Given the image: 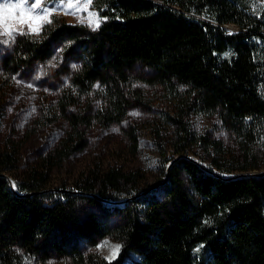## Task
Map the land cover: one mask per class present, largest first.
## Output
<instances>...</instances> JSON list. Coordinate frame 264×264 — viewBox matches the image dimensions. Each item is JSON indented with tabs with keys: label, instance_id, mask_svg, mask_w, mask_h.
<instances>
[{
	"label": "trees",
	"instance_id": "trees-1",
	"mask_svg": "<svg viewBox=\"0 0 264 264\" xmlns=\"http://www.w3.org/2000/svg\"><path fill=\"white\" fill-rule=\"evenodd\" d=\"M259 1L254 12L250 0H92L102 19L95 30L53 14L38 33L13 39L0 59V92L22 75L55 81L67 132L47 170L15 186L7 173L17 170L19 148L0 150V264H264V172L253 173L264 164ZM140 65L150 82L185 89L186 114L217 115L237 153L229 158L220 141L199 137L216 157L184 154L198 139L182 124L186 143L148 191L137 189L139 172L119 168L91 171L73 189L47 188L51 169L86 147L89 128L122 123L139 102ZM85 203H113L107 215L118 213L121 224ZM108 236L122 245L116 260L87 252Z\"/></svg>",
	"mask_w": 264,
	"mask_h": 264
},
{
	"label": "rangeland",
	"instance_id": "rangeland-1",
	"mask_svg": "<svg viewBox=\"0 0 264 264\" xmlns=\"http://www.w3.org/2000/svg\"><path fill=\"white\" fill-rule=\"evenodd\" d=\"M10 2L15 3L16 0ZM250 3L252 10L258 12L262 1L250 0ZM64 4L68 14L64 10H58L51 16L56 14L69 23H84L95 28L97 17L90 16V13L98 12L92 7V0L91 3L88 0H64ZM69 4L72 6L68 7ZM44 6L53 5L49 0H42L41 5L34 11H39ZM22 10L6 8L5 15H19ZM51 16L46 17V20ZM98 18L101 24L99 14ZM7 25V28L0 29L4 32L0 35V59L5 48L13 42V36L15 38L20 32L37 33L30 32L26 24L15 20H7ZM229 28L236 29L234 26ZM152 76L151 70L144 66L140 65L134 70L133 89L139 96V102L129 110L122 123L109 127L94 125L89 128L86 147L51 169L47 188L73 189L91 171L105 172L119 168L125 172H139L142 178L137 189L148 191L165 179L166 166L172 157L177 156L176 150L186 143L182 139L185 136L182 124L198 139V143L186 144L184 154L196 160L203 159L205 163H209V157H216L215 151L206 149L199 137L220 141L229 158L237 153L233 134L217 115L186 114L187 110L184 109L180 95L185 89L179 88L175 92L169 87L150 82ZM29 84L32 87H28ZM56 86L55 81L22 75L6 86L4 92H0V109L3 107L4 114L0 128V150L6 147L12 150L19 148L17 170L7 173L12 185L32 169L47 170L43 166L44 161H52L50 157L54 156L55 149L67 132L66 122L58 117L59 114L54 108L59 93ZM258 172H264V164L260 170L253 171ZM82 205L86 211L107 218L112 227H117L122 222L118 213L107 215L106 209H113V203H103L100 206L89 203ZM115 245L120 247L113 255ZM121 249L120 241L108 236L87 252L107 260H116ZM45 264H68V260L53 258Z\"/></svg>",
	"mask_w": 264,
	"mask_h": 264
},
{
	"label": "snow or ice",
	"instance_id": "snow-or-ice-1",
	"mask_svg": "<svg viewBox=\"0 0 264 264\" xmlns=\"http://www.w3.org/2000/svg\"><path fill=\"white\" fill-rule=\"evenodd\" d=\"M42 3V0H16L15 3L10 2V0H0V29H5L8 27L7 20H15L19 23H24L28 26L30 32H37L40 27H42L44 22L51 23L50 19L46 20V17H50L53 12L58 10H64L65 14H68L64 0H49V3L52 4V7L44 6L40 7L39 11L36 10ZM88 3H91V0H88ZM72 5L69 4L68 7ZM17 9L22 8L23 10L20 12L19 15H15L14 13L10 14L8 17L5 15V9ZM74 14V13H73ZM90 16L97 17L95 21V28L99 27L100 19L98 18V14L93 12L90 13ZM91 25V21H90ZM94 28V30H95ZM4 32L0 31V35H3ZM19 34H28L26 32H20ZM11 35V32H9ZM14 39V36L12 37ZM6 43L7 41H3ZM28 87H32V85H28ZM15 186V185H14ZM107 243V242H105ZM104 245H100L103 247ZM119 245L113 246V255L118 252Z\"/></svg>",
	"mask_w": 264,
	"mask_h": 264
},
{
	"label": "water",
	"instance_id": "water-1",
	"mask_svg": "<svg viewBox=\"0 0 264 264\" xmlns=\"http://www.w3.org/2000/svg\"><path fill=\"white\" fill-rule=\"evenodd\" d=\"M225 28H229V26H225Z\"/></svg>",
	"mask_w": 264,
	"mask_h": 264
}]
</instances>
